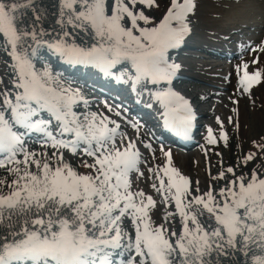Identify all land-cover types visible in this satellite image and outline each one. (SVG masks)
Listing matches in <instances>:
<instances>
[{
	"label": "snow or ice",
	"instance_id": "1",
	"mask_svg": "<svg viewBox=\"0 0 264 264\" xmlns=\"http://www.w3.org/2000/svg\"><path fill=\"white\" fill-rule=\"evenodd\" d=\"M145 8L159 4L0 0V54L7 57L8 77L6 83L0 76V264H264V174L238 175L228 167L212 177L223 186L201 192L200 182L194 188L165 151V166L148 169L158 180L152 188L172 209L156 224L157 201L134 190L133 176H143L146 163L136 143L124 139L116 121L78 112L89 102L56 67L113 76L121 66L118 78L127 76L134 87L169 86L155 99L166 125L187 136L195 116L170 87L180 68L170 51L190 34L196 2L170 0L158 23ZM248 68L247 62L237 67L245 91L264 75ZM222 139L227 144V133ZM207 140L217 144L211 128ZM65 151L89 159L76 165ZM255 159L249 153L244 165Z\"/></svg>",
	"mask_w": 264,
	"mask_h": 264
},
{
	"label": "rangeland",
	"instance_id": "2",
	"mask_svg": "<svg viewBox=\"0 0 264 264\" xmlns=\"http://www.w3.org/2000/svg\"><path fill=\"white\" fill-rule=\"evenodd\" d=\"M195 2V11L189 17L190 34L180 47L170 51L177 55L172 58V62L180 66L170 87L185 99L197 101L189 100L192 110L198 103L203 104V107L199 106L200 109H205L197 117L200 127L193 132L187 146L179 137L173 138L172 135L160 139L163 133L153 122V116L158 114L165 122V109L155 99V92L169 86L145 87L141 84L134 87L127 76L123 80L119 79L120 74L105 84L104 78L94 76L93 68L87 70V73L75 74L78 78L73 80L77 81L74 87L81 88L84 93H92L87 99V109L81 105L77 111L96 112L116 121L124 139L134 141L141 151L142 159L146 161L140 169L144 175L134 174V190H143L157 201V208L152 212L156 224H160L166 211L172 209L161 203V194L151 186L153 183L158 184V180L148 169L165 166V151H171L173 166L191 178L194 188L197 187L195 182L199 181L201 192L210 185L218 190L224 181L215 182L212 177L228 167L240 173L245 156L255 153L252 150L254 142L264 134V75L259 84L245 91L239 84L242 71L237 72V67L247 62L250 74L256 71L264 73V52L250 50L264 47V0ZM238 29L242 31L235 34ZM246 41L253 44L246 47ZM257 58L258 63H253ZM6 59V55L0 54V76H4L7 83L3 63ZM94 83L100 84L105 90H98L93 86ZM146 107L149 111H146ZM156 110H159L158 114L150 113ZM134 125L139 126V131ZM209 128L217 138L215 145L208 143ZM56 129L54 122L53 130ZM223 133L228 135L227 144L222 139ZM145 144H151L152 149L145 148ZM29 147L39 150L40 146L29 144ZM65 156L76 165L80 164L81 159H89L82 154L72 156L67 151ZM0 175H5L3 169H0ZM228 179H231L230 174Z\"/></svg>",
	"mask_w": 264,
	"mask_h": 264
},
{
	"label": "trees",
	"instance_id": "3",
	"mask_svg": "<svg viewBox=\"0 0 264 264\" xmlns=\"http://www.w3.org/2000/svg\"><path fill=\"white\" fill-rule=\"evenodd\" d=\"M157 3L159 4V8H153V9H147V8H145L144 9L145 10V14L146 15H149L150 17H153L154 22H156V23H158L159 20L166 13L167 8L170 6V0H157ZM137 7H142V6L137 5ZM141 24H142V22H141ZM175 56H177V55L174 52L170 53L171 61H173L172 58L175 57ZM56 67H57V69L60 72L64 73V76L66 78H69L72 81L73 80H77V78H78V77H76L75 74H80V72L87 73L86 71L91 69V67H81V66H76V67L72 68V67H68L66 65H59V66H56ZM66 68H68L70 70H67ZM120 68H121V66H118L117 69H114L113 70L114 73H115V75H113L114 77L119 76V74H120ZM93 71H94V76L96 78L97 77H101V78H104L105 79V81H103V82H105V84H106V82L112 81V77L113 76H106V75H104L103 73H101L100 71H98L96 69H94ZM101 78L99 80H101ZM74 82H77V81H74ZM93 86H96V88L98 90H105L104 87L101 86L98 83H94ZM106 90H108V89H106ZM91 94L92 93H84L85 98L86 99H89V97L92 96ZM85 108L87 109V107H85ZM45 117L47 118V114H45ZM256 141L257 142H254L255 143V147H254V149H252L255 152L254 154L256 156V159L254 161H252V162H249L247 165H244L243 164V167L241 168V172H243L245 174H248L250 172V170H256L258 172H261V174H264V151H262L261 148L258 147V145H264V134L260 135L259 140H256ZM81 171H86V170L85 169H81ZM236 172H237V170H236ZM240 173L237 172L238 175ZM218 174H216V175H218Z\"/></svg>",
	"mask_w": 264,
	"mask_h": 264
},
{
	"label": "bare ground",
	"instance_id": "4",
	"mask_svg": "<svg viewBox=\"0 0 264 264\" xmlns=\"http://www.w3.org/2000/svg\"><path fill=\"white\" fill-rule=\"evenodd\" d=\"M251 28V27H250ZM242 30L241 29H238V30H236L235 31V34L236 33H240ZM253 41V40H252ZM247 42V41H246ZM250 44L252 45L253 43H251V41H249V42H247V43H245V45H246V47H248V46H250ZM191 99V100H190ZM190 99H187L188 101L190 100V101H193V102H197L196 100H194V99H192V98H190ZM199 106H202L203 107V104L201 103L200 105H199V103H198V106H197V108H196V115L197 116H199V115H202V113L203 112H205V109L203 110V109H200L199 108ZM144 109H145V107H144ZM146 111H149L148 109H147V107H146ZM150 113H152V114H154V115H156V114H158V111L156 110L155 112H150ZM198 119V118H197ZM197 119H194L193 121H196V123H198V121H197ZM153 122H154V124L156 125V127H157V129H161V132L163 133V135H162V137H160V139H166V137H168L169 138V136L170 135H172V137L174 138V137H179L180 138V141H181V139H183V138H188V140L190 141V139L192 138V135L193 134H189V132L190 131H188V134H187V136H185V135H183V134H181V133H178V131L176 132L175 131V129L171 126V125H166V123L160 118V116H159V114L157 115V116H153ZM200 120V119H199ZM199 127H200V124H198L197 125V128L196 129H199ZM172 128V129H171ZM196 129H195V131H196ZM194 131V132H195Z\"/></svg>",
	"mask_w": 264,
	"mask_h": 264
}]
</instances>
